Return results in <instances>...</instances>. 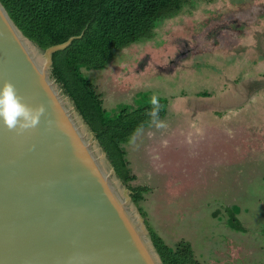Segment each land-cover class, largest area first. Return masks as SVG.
Segmentation results:
<instances>
[{"label": "rangeland", "instance_id": "rangeland-1", "mask_svg": "<svg viewBox=\"0 0 264 264\" xmlns=\"http://www.w3.org/2000/svg\"><path fill=\"white\" fill-rule=\"evenodd\" d=\"M184 1L103 69H81L110 113L165 101L121 146L129 179L112 177L134 217L200 264H264V0Z\"/></svg>", "mask_w": 264, "mask_h": 264}, {"label": "water", "instance_id": "water-1", "mask_svg": "<svg viewBox=\"0 0 264 264\" xmlns=\"http://www.w3.org/2000/svg\"><path fill=\"white\" fill-rule=\"evenodd\" d=\"M77 38L43 50L0 3V86L11 81L25 103L46 107L20 135L0 121V264H163L53 74V54Z\"/></svg>", "mask_w": 264, "mask_h": 264}, {"label": "trees", "instance_id": "trees-1", "mask_svg": "<svg viewBox=\"0 0 264 264\" xmlns=\"http://www.w3.org/2000/svg\"><path fill=\"white\" fill-rule=\"evenodd\" d=\"M184 0H0L11 20L30 41L41 49L79 37L52 56L53 74L83 119L95 133L115 173L125 182L129 163L121 146L141 126L165 114V101L142 106L129 105L108 112L94 83L82 73L83 68L101 70L117 53L151 36L156 24L178 12ZM155 112V115H153ZM133 191L138 205L141 192ZM236 208V207H235ZM226 209L231 229L244 232L234 213ZM141 214V213H140ZM151 242L163 264H200L192 247L184 240L168 245L146 226Z\"/></svg>", "mask_w": 264, "mask_h": 264}, {"label": "clouds", "instance_id": "clouds-1", "mask_svg": "<svg viewBox=\"0 0 264 264\" xmlns=\"http://www.w3.org/2000/svg\"><path fill=\"white\" fill-rule=\"evenodd\" d=\"M152 104L158 105L156 97L152 98ZM45 112L44 104L33 107L25 103L24 97L18 94L15 84L11 81H4L0 86V121L9 132L20 135L35 129Z\"/></svg>", "mask_w": 264, "mask_h": 264}, {"label": "bare ground", "instance_id": "bare-ground-1", "mask_svg": "<svg viewBox=\"0 0 264 264\" xmlns=\"http://www.w3.org/2000/svg\"><path fill=\"white\" fill-rule=\"evenodd\" d=\"M125 194V193H124Z\"/></svg>", "mask_w": 264, "mask_h": 264}]
</instances>
